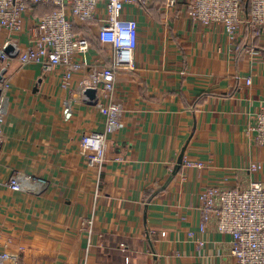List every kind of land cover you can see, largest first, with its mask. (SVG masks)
I'll use <instances>...</instances> for the list:
<instances>
[{
  "label": "crops",
  "instance_id": "0c3cea01",
  "mask_svg": "<svg viewBox=\"0 0 264 264\" xmlns=\"http://www.w3.org/2000/svg\"><path fill=\"white\" fill-rule=\"evenodd\" d=\"M40 15L25 13L14 36L22 49ZM126 17L140 25L137 70L119 76L122 127L102 169L81 155L83 137L104 129L79 92L86 73L63 87L61 68L7 67L0 182L27 180L21 192L0 186V250L27 264H235L229 235L213 224L200 232L198 200L210 186L264 180V148L250 131L264 107V31L251 39L243 27L231 41L221 25L192 23L184 2L131 6ZM78 25L97 36L96 24ZM110 57L94 39L83 59L103 66ZM253 163L263 171L252 173Z\"/></svg>",
  "mask_w": 264,
  "mask_h": 264
},
{
  "label": "built area",
  "instance_id": "2783aa9c",
  "mask_svg": "<svg viewBox=\"0 0 264 264\" xmlns=\"http://www.w3.org/2000/svg\"><path fill=\"white\" fill-rule=\"evenodd\" d=\"M157 0H0V122L6 115L7 97L5 79L7 67L18 62L21 67L38 65L45 74L61 68L63 87H68L75 73L85 72L79 83V92L89 89L97 92L91 101L104 117L101 132L85 135L81 155L88 165L102 169L107 162L109 137L122 127L123 105L117 95V82L122 73L137 70L135 53L138 48L140 25L136 18L126 17L128 7L146 8ZM165 7L175 9L184 2L187 15L194 24L205 28L221 25L228 38L237 39L245 27L251 39L264 31V0H163ZM53 6V13L33 20L24 49L14 36L22 32L24 15L30 6ZM247 8V10H246ZM96 24L97 38L103 47H111L109 63L100 66L86 62L91 45L85 37L74 32L78 24ZM11 48L10 52L6 49ZM250 56L258 52L252 47ZM251 77L247 84L251 85ZM254 143L264 148V107L255 115L250 128ZM3 134L0 127V147ZM188 166L202 168L201 163ZM252 173H261L262 164L250 165ZM20 173L14 174L0 186L12 192L22 191ZM201 212L200 232L205 233L213 224L216 230L231 237V255L235 264H264V180H252L240 189L210 186L199 194ZM190 236H194L190 233ZM0 264H27L18 254L0 250Z\"/></svg>",
  "mask_w": 264,
  "mask_h": 264
},
{
  "label": "trees",
  "instance_id": "16d2710c",
  "mask_svg": "<svg viewBox=\"0 0 264 264\" xmlns=\"http://www.w3.org/2000/svg\"><path fill=\"white\" fill-rule=\"evenodd\" d=\"M30 9L33 10L35 13H38L41 11L40 16L46 15V14H50L53 13L56 10V7L53 6H42V5H36V6H30ZM247 10V8H246ZM74 32L78 35H82L83 37H85L86 39H88L90 45L92 40L95 39V41H98V44H101L97 38V36L95 37L94 35H92L91 30L89 27H85V26H79V25H75L74 26ZM248 34V33H247ZM206 95H203L200 100L198 99V103L200 104L203 101V97Z\"/></svg>",
  "mask_w": 264,
  "mask_h": 264
},
{
  "label": "water",
  "instance_id": "95a60500",
  "mask_svg": "<svg viewBox=\"0 0 264 264\" xmlns=\"http://www.w3.org/2000/svg\"><path fill=\"white\" fill-rule=\"evenodd\" d=\"M6 51H7V52H10V51H11V48L6 49ZM1 80H2V76L0 75V82H1ZM39 83H41V81H39ZM0 95H1V90H0ZM85 95H86L91 101H93V100L96 99L97 92H96V90H94V89H89V90H87V91L85 92ZM184 152H185V150L182 152V155H181V157H180V159H179V163H181L182 158L184 157ZM165 188H166V187L164 186L160 191L156 192V193L154 194V196L151 198V200H152V199H153V198H154L159 192L164 191Z\"/></svg>",
  "mask_w": 264,
  "mask_h": 264
},
{
  "label": "rangeland",
  "instance_id": "374dc122",
  "mask_svg": "<svg viewBox=\"0 0 264 264\" xmlns=\"http://www.w3.org/2000/svg\"><path fill=\"white\" fill-rule=\"evenodd\" d=\"M24 24H25V22H24ZM2 45H3V38L1 39V42H0V47H2ZM2 69H3V65H0V72L2 71ZM183 162H184V157L182 158V161H181V163H179L180 165H182L183 164ZM192 164V163H191ZM187 165V164H186ZM203 165V164H202ZM188 166V165H187ZM188 167H192V166H188ZM203 167H204V165H203ZM202 167V168H203Z\"/></svg>",
  "mask_w": 264,
  "mask_h": 264
}]
</instances>
